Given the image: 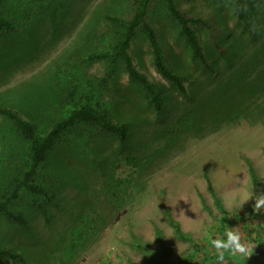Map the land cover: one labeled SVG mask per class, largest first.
I'll use <instances>...</instances> for the list:
<instances>
[{"label":"rangeland","instance_id":"374dc122","mask_svg":"<svg viewBox=\"0 0 264 264\" xmlns=\"http://www.w3.org/2000/svg\"><path fill=\"white\" fill-rule=\"evenodd\" d=\"M65 1V16L44 12L24 30L0 36V104L20 108L44 129L68 111L65 87L75 77L82 89L95 88L114 118L131 123L132 130L125 145L94 128L67 131L46 163L54 195L48 203L38 199L48 218L29 195L17 200L13 209L29 224L0 217V242L20 251L25 262L0 256V264H214L209 236H223L228 226L241 231L264 222V209L254 217L253 199L243 204L252 191L264 192V0H246L252 32L237 22L230 0H176L186 12L206 14L219 27L226 58L201 33L214 56L215 74L191 61L164 0H152L149 20L166 46L167 62L190 78V96H184L155 69L150 45L137 32L131 53L163 91L161 117L129 80L123 62L111 73L108 61L84 57L108 47L93 34L105 13L131 17L136 0ZM1 131L24 156L25 141L13 136L0 116ZM132 172L130 185L116 187ZM168 211L180 222L182 236L168 221ZM90 220L81 237L78 231ZM241 232L254 245L252 256L228 257L227 264H264V233L255 244Z\"/></svg>","mask_w":264,"mask_h":264},{"label":"trees","instance_id":"16d2710c","mask_svg":"<svg viewBox=\"0 0 264 264\" xmlns=\"http://www.w3.org/2000/svg\"><path fill=\"white\" fill-rule=\"evenodd\" d=\"M230 1L237 22L247 31L252 32L254 24L247 1ZM151 2L152 0H136L131 17H125L114 12L105 13L104 22L95 26L93 34L99 40L108 42V47L90 51L84 57L90 61H108L111 66V73L114 72L120 62H123L129 80L145 92L146 98L156 115L161 117L166 109L163 91L157 82L139 66L131 53L137 32L140 30L150 45L155 69L184 96H190L187 86L190 78L187 74L168 64L166 46L156 27L149 20ZM164 5L168 16L178 27L179 36L184 39L185 44L190 49L191 61L208 70L210 74H215L217 67L213 64L214 56L209 52V47L205 46L201 38V33L204 31L211 39L212 47L220 54L225 55L226 58V52L223 49L224 44L218 39L219 27L214 19L206 14L188 13L178 6L176 0H164ZM67 11L68 3L65 0H0V36L9 31L24 30L31 19L44 12H50L55 17L59 16L60 18L65 16ZM82 88L81 82L73 77L69 85L65 87V102L70 105L68 111L44 129L20 108L5 103L0 104V116L10 124V131L13 136L15 134V137L18 136L23 139L26 144V151L23 156L20 149H14L18 147V144L8 141L7 139L10 138L2 134V131L0 132V139H2L0 140V217H4L10 223L23 227L28 226L29 222L26 215L13 209L17 200L19 201L25 194L33 198V205L48 218L45 204L38 199L48 203L54 195L53 185L55 181L48 173L46 163L50 152L55 149L67 131L85 126L90 129L94 128L101 133L116 136L121 145H125L129 140L132 130L131 123L117 121L95 88L86 90ZM4 142L9 147H6ZM245 160L255 186H257L258 176L253 164L248 157ZM133 173H130L124 181L116 182V187L120 189V186L126 183L130 185L134 178ZM208 182L216 205L223 214L227 215L228 212L222 200L211 182ZM239 217L241 216H238V219L241 220ZM254 217H258V214H254ZM167 219L177 234L182 236L180 222L174 219L169 211ZM91 224L92 221L90 220L83 230L78 231L81 237L89 232L88 227ZM241 231L249 236L253 243H262L260 236L264 233V222L261 224L251 222V224L241 227ZM77 240V237L72 238L71 245L75 246ZM0 256L12 261L25 262V257L20 251L1 242ZM159 264L165 263L160 261Z\"/></svg>","mask_w":264,"mask_h":264},{"label":"clouds","instance_id":"9594fccd","mask_svg":"<svg viewBox=\"0 0 264 264\" xmlns=\"http://www.w3.org/2000/svg\"><path fill=\"white\" fill-rule=\"evenodd\" d=\"M249 199L254 200L252 212L260 214L261 210L264 209V192L254 194L252 191L250 195L245 197L243 204ZM208 240L210 242L213 255L216 258L214 264H227L228 257L241 256L250 258L252 256L254 245H252L250 241L244 239L239 226H228L223 236L216 235L214 238L209 236Z\"/></svg>","mask_w":264,"mask_h":264}]
</instances>
